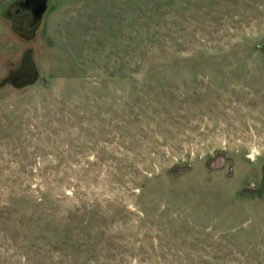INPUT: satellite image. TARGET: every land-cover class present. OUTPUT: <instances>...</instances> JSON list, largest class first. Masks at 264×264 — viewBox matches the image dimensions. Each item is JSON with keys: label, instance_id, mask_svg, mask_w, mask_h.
<instances>
[{"label": "rangeland", "instance_id": "rangeland-1", "mask_svg": "<svg viewBox=\"0 0 264 264\" xmlns=\"http://www.w3.org/2000/svg\"><path fill=\"white\" fill-rule=\"evenodd\" d=\"M18 1L0 264H264V0Z\"/></svg>", "mask_w": 264, "mask_h": 264}, {"label": "water", "instance_id": "water-1", "mask_svg": "<svg viewBox=\"0 0 264 264\" xmlns=\"http://www.w3.org/2000/svg\"><path fill=\"white\" fill-rule=\"evenodd\" d=\"M46 3L47 0H37L35 13L41 15L46 9ZM222 163H223V158L221 156H217L215 162L212 163V166H220ZM189 170H190V166L188 165H183V166L175 165L169 169V174L170 175L182 174L188 172Z\"/></svg>", "mask_w": 264, "mask_h": 264}, {"label": "flooded vegetation", "instance_id": "flooded-vegetation-1", "mask_svg": "<svg viewBox=\"0 0 264 264\" xmlns=\"http://www.w3.org/2000/svg\"><path fill=\"white\" fill-rule=\"evenodd\" d=\"M37 0H19L18 8L16 9L17 13L20 11H27L32 17V23L35 24L41 17L40 14L35 13Z\"/></svg>", "mask_w": 264, "mask_h": 264}]
</instances>
